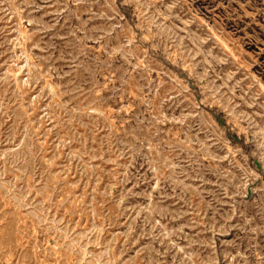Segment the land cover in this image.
<instances>
[{
  "label": "rangeland",
  "instance_id": "374dc122",
  "mask_svg": "<svg viewBox=\"0 0 264 264\" xmlns=\"http://www.w3.org/2000/svg\"><path fill=\"white\" fill-rule=\"evenodd\" d=\"M0 264H264V0H0Z\"/></svg>",
  "mask_w": 264,
  "mask_h": 264
}]
</instances>
